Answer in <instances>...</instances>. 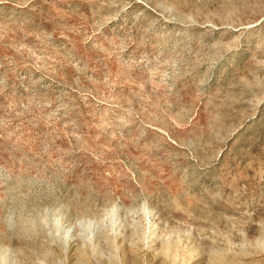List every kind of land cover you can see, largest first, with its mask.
I'll list each match as a JSON object with an SVG mask.
<instances>
[{
	"label": "rangeland",
	"instance_id": "1",
	"mask_svg": "<svg viewBox=\"0 0 264 264\" xmlns=\"http://www.w3.org/2000/svg\"><path fill=\"white\" fill-rule=\"evenodd\" d=\"M0 264H264V0H0Z\"/></svg>",
	"mask_w": 264,
	"mask_h": 264
}]
</instances>
